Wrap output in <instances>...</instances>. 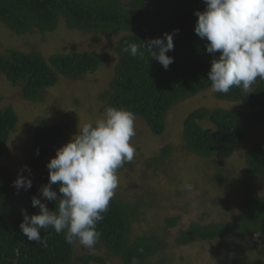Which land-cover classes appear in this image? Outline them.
<instances>
[{
	"label": "trees",
	"instance_id": "1",
	"mask_svg": "<svg viewBox=\"0 0 264 264\" xmlns=\"http://www.w3.org/2000/svg\"><path fill=\"white\" fill-rule=\"evenodd\" d=\"M204 10V0H0V22L18 36L51 35L61 26L94 38L119 36L115 47L118 61L102 101L106 108L133 112L154 136L160 137L174 108L211 90L208 73L213 56L206 51L209 42L194 31L198 20L194 13ZM177 29L174 50L167 53L174 62L167 70L147 53L141 60L123 51L128 43H136L143 50V44L150 39L162 38ZM8 53H0V76H5L13 87L21 88L22 97L31 103L43 102L45 92L56 87L61 78L80 80L96 74L110 59L109 54L94 53L57 54L48 60L38 51ZM215 96L221 102L241 104L246 111L200 108L187 116L183 123L185 148L203 160L232 158L237 147L264 126V80L258 78L250 93L233 87L228 93ZM18 122L12 108L0 110V264H106L105 258L84 251L79 243L68 244L65 234H57L52 228L41 232L46 246L29 241L20 228L22 212L13 222L9 220L5 202L12 192L14 174L2 162ZM38 122L29 165L40 174L38 181L43 187L49 183L47 164L51 149L61 142L63 128ZM170 154L171 148L165 147L147 165L163 166ZM127 166L125 163L118 172ZM245 166L247 191L238 214L229 223L191 225L177 238L178 245L228 240L232 248L220 263L237 264L239 254L233 250L234 242L264 235V195H258L253 188L256 181L264 178V141L248 149ZM221 175L216 176L215 182L224 181ZM39 187L30 191L31 205L26 209L29 216L39 213L38 207L32 206V198H39ZM52 189L60 195L59 183L52 185ZM46 203L50 211L58 207L57 201ZM103 215V221L97 224L100 237L95 245L109 256L119 258L122 264H151L166 249L164 241L156 235L132 237L133 225L143 222L141 207L114 197ZM166 223L169 227L177 225L173 218ZM261 243L264 244V239Z\"/></svg>",
	"mask_w": 264,
	"mask_h": 264
},
{
	"label": "rangeland",
	"instance_id": "2",
	"mask_svg": "<svg viewBox=\"0 0 264 264\" xmlns=\"http://www.w3.org/2000/svg\"><path fill=\"white\" fill-rule=\"evenodd\" d=\"M119 39V36L94 38L91 34L70 31L64 26L51 35L18 36L0 22V53L3 55H9L10 50L25 53L38 51L46 60L57 54L110 55L109 61L96 74L80 80L61 78L56 87L45 92L44 100L40 103L25 100L21 88L13 87L5 76H0V110L12 108L19 120L9 141L7 157L2 162L13 172V181L23 175L32 180V187L41 185L38 181L40 174L32 171L29 165L38 121L63 128L61 142L51 149L49 159H52L57 149L78 134L79 124L81 127L86 123L95 125L97 120L103 118L106 106L101 96L109 89L114 75L118 61L115 47ZM215 94L209 90L174 108L167 117L165 133L160 137L154 136L136 118V136L132 140L136 155L131 162L126 163L128 166L124 170L117 173L119 186L114 197L142 208L143 222L133 225V238L156 235L166 244L163 254L151 264H221V259L232 248L228 240L213 243L197 241L190 245H178L176 241L193 224L206 226L232 221L246 197V153L251 146L264 141L263 126L251 133L230 159L216 157L203 160L188 152L183 139V123L194 110L209 108L246 111L241 104L217 100ZM165 147L171 148L169 159L163 166L149 167L147 163L161 155ZM25 165L31 170L30 173L27 170L21 171ZM218 174L225 177L223 182H215ZM41 188H38L39 198L46 203L41 196ZM253 188L258 190V195H264V178L256 181ZM31 189L18 190L12 186L10 197L5 202L11 222L31 205ZM168 218L175 219L177 225L169 227L166 223ZM262 239L264 235L259 234L235 241L233 250L239 254L237 264H264ZM82 249L105 258L106 264H122L119 258L109 256L96 245L91 249L82 246Z\"/></svg>",
	"mask_w": 264,
	"mask_h": 264
},
{
	"label": "clouds",
	"instance_id": "3",
	"mask_svg": "<svg viewBox=\"0 0 264 264\" xmlns=\"http://www.w3.org/2000/svg\"><path fill=\"white\" fill-rule=\"evenodd\" d=\"M204 3L206 10L194 13L198 17L194 31L209 42L206 51L213 56L208 73L211 91L226 94L236 87L250 93L258 78L264 80V0ZM178 31L150 39L143 50L136 43H128L123 51L141 60L147 53L167 70L174 62L167 53L174 50ZM135 136L136 116L124 108L109 106L95 125L79 124L78 134L57 149L47 164L49 183L40 189L42 198L57 201L58 207L50 211L47 203L34 196L32 206L38 207L39 213L29 216L26 209L22 210L20 228L28 240L46 246L41 232L52 228L57 234L64 233L70 245L93 248L100 237L97 224L103 221L119 186L118 170L136 155L132 143ZM24 170L31 172L27 165ZM57 183L60 195L52 189ZM13 186L28 190L32 180L20 175Z\"/></svg>",
	"mask_w": 264,
	"mask_h": 264
}]
</instances>
